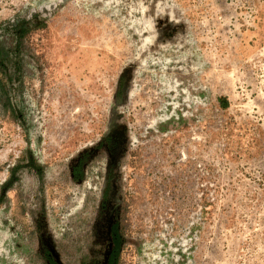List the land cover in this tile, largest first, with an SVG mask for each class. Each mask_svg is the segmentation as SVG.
I'll use <instances>...</instances> for the list:
<instances>
[{"label":"rangeland","instance_id":"obj_1","mask_svg":"<svg viewBox=\"0 0 264 264\" xmlns=\"http://www.w3.org/2000/svg\"><path fill=\"white\" fill-rule=\"evenodd\" d=\"M19 25L0 183L42 172L4 191L0 264H103L113 221L118 264H264V0H0Z\"/></svg>","mask_w":264,"mask_h":264},{"label":"trees","instance_id":"obj_2","mask_svg":"<svg viewBox=\"0 0 264 264\" xmlns=\"http://www.w3.org/2000/svg\"><path fill=\"white\" fill-rule=\"evenodd\" d=\"M28 27L25 25H19L13 29V44L8 47L2 43L0 40V109L7 111L8 116L11 120H17L16 110L11 101V95L9 88L12 86L14 75L18 78L15 81H19L21 73V43L22 38L27 33ZM11 64L12 73L6 74L7 65ZM7 82V83H6ZM218 105L222 108L227 106L225 99H219ZM86 156H81L75 165L73 166L72 179L80 180L83 178V164L85 162ZM25 160V161H24ZM18 168H27L28 170H33L37 175H40L42 172L41 166L32 158L24 159L22 155H18L15 162L7 169L6 178L0 183V200L4 197V191L14 188L13 186L19 184V174ZM19 194L17 189H15V198L16 202L12 207L13 214H17L22 217L25 212V205L23 202L18 200ZM123 233L121 228L118 225L117 221H113L109 226V238H110V247L107 252L103 264H118L119 255L121 246L124 243L122 239ZM42 264H59L56 259L49 253L47 249L42 250L41 254ZM82 264H96L92 262L86 263L85 260H82Z\"/></svg>","mask_w":264,"mask_h":264}]
</instances>
